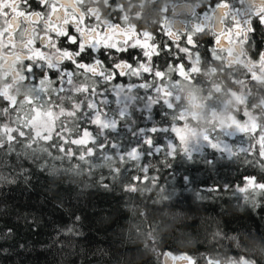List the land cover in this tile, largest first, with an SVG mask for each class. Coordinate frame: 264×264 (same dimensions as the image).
I'll list each match as a JSON object with an SVG mask.
<instances>
[{"label": "snow or ice", "instance_id": "6c2138e0", "mask_svg": "<svg viewBox=\"0 0 264 264\" xmlns=\"http://www.w3.org/2000/svg\"><path fill=\"white\" fill-rule=\"evenodd\" d=\"M146 3L162 13L152 28L143 24ZM245 3L241 0L242 11L233 0L164 5L159 0H0V151L35 153L42 167L66 181L93 176L108 189L120 178L121 190L136 195L151 192L156 181L148 161L162 155L182 153L193 160L203 147L213 150L212 159L204 157L207 164H214L219 152L243 154L264 167V103L257 107V93L264 91L259 87L264 47L254 35L264 27V0L252 11ZM259 41L264 43V33ZM234 46L243 50L238 64ZM181 81L210 86L206 102L213 117L225 92L239 107L198 133L188 127ZM154 103L166 106L175 125L149 121L145 131L140 122L145 116L136 108L144 105L147 111ZM122 132L127 139L120 138ZM165 136L172 143H165ZM237 136L248 138L247 148L235 146ZM104 162L107 170L94 171ZM244 181L240 190L246 197H264V179ZM151 199L162 205L169 196ZM141 216L135 231L152 235L161 221L148 224V213ZM250 238L258 245L253 252L264 251V235L249 234L239 242L247 245ZM220 255L205 257L206 264H222ZM244 259L254 261L250 255ZM173 260L166 257V264ZM176 264L197 260L184 254Z\"/></svg>", "mask_w": 264, "mask_h": 264}, {"label": "trees", "instance_id": "16d2710c", "mask_svg": "<svg viewBox=\"0 0 264 264\" xmlns=\"http://www.w3.org/2000/svg\"><path fill=\"white\" fill-rule=\"evenodd\" d=\"M227 87L237 91L230 84ZM189 90L192 101L182 102L191 117L189 128L211 127V123L194 119L199 113L193 103L201 105L200 113L206 112L210 121L227 119L239 107L236 98L225 92L213 117L206 102L210 86L193 84ZM147 91L143 89L145 94ZM257 94L259 107L264 103V91ZM136 112L145 116L140 121L145 131L149 121L175 125L164 104L147 105V111L138 105ZM135 123L133 119V126ZM120 138L127 139V135L122 132ZM232 139L236 147L247 148V137ZM164 141L172 143L168 136ZM212 151L202 148L193 160L182 153L175 158L150 159L148 167L154 169L156 183L147 195L123 192L120 178L108 189L99 187L93 176L66 181L42 167L35 153L15 148L0 151V264H166L167 255L182 258L184 254L197 264H206L205 257L218 254L223 263L250 255L255 264H264V251L253 252L258 247L254 240L250 238L247 245L239 242L249 234L264 235V197H246L240 190L247 176L264 179V167L243 154L231 157L219 152L215 163L207 164L204 157L212 159ZM107 168L104 162L94 171ZM24 172L30 174L24 176ZM153 194L169 199L154 205ZM143 212L148 213L146 223L161 221L152 235L146 236L143 229L135 231Z\"/></svg>", "mask_w": 264, "mask_h": 264}, {"label": "flooded vegetation", "instance_id": "af4514ba", "mask_svg": "<svg viewBox=\"0 0 264 264\" xmlns=\"http://www.w3.org/2000/svg\"><path fill=\"white\" fill-rule=\"evenodd\" d=\"M200 2H202V4H206L209 2V0H200ZM234 2V6L237 8H241V10L243 11L242 5H241V0H233ZM171 0H159V4L160 5H164V4H170ZM258 3V0H247V3H245L243 5V7H247L249 8V11H252L255 9L256 4ZM146 9H148L144 15L143 18V24L145 27L147 28H152L155 26V23L159 20L160 16L162 15V13L159 10H153L151 8V5L149 4H145ZM148 12L150 15H152V19L148 18ZM148 14V15H147ZM169 18L173 19L174 18V13H169ZM182 18V17H181ZM135 22V21H134ZM188 22V21H185ZM255 23V21H254ZM264 33V27L260 28L254 35L257 38L256 42L258 43V45L260 47H264V43H260L259 38L261 36V34ZM242 52L243 50L239 47V46H234L232 49V56H233V62L238 64L240 61V57L242 56ZM236 71H241V69L237 68ZM205 79H207V74L205 75ZM129 82H131V78L129 79ZM193 84H189L186 82L181 81L180 82V95L182 98V102L186 101V102H191L193 99V92H191L189 90L190 86ZM184 93V94H182ZM184 99V100H183ZM194 104V103H193ZM192 104V105H193ZM198 104V103H197ZM197 113H200L202 110L201 105L198 106L196 105V103L194 104V108H193Z\"/></svg>", "mask_w": 264, "mask_h": 264}, {"label": "rangeland", "instance_id": "374dc122", "mask_svg": "<svg viewBox=\"0 0 264 264\" xmlns=\"http://www.w3.org/2000/svg\"><path fill=\"white\" fill-rule=\"evenodd\" d=\"M196 105H198V106H200V104L198 103H196ZM192 108H194V104L192 105ZM202 111V110H201ZM210 116H208V114H206V112H202V113H199V115L198 116H195L194 117V119L195 120H198V119H200L201 121H200V123L201 124H205V122H207V124H209L210 123ZM212 121V120H211ZM208 128H210V127H206V128H201V127H199V128H190V129H192V130H194V131H196V132H201V131H203V130H205V129H208ZM203 148V147H202ZM201 148V149H202ZM253 197V196H252ZM176 260H182V258H180V257H178V258H176ZM176 260H174V261H176ZM222 264H253L252 262H248L247 260H245L244 258H240V259H238V260H236V259H228L225 263H223L222 262Z\"/></svg>", "mask_w": 264, "mask_h": 264}, {"label": "water", "instance_id": "95a60500", "mask_svg": "<svg viewBox=\"0 0 264 264\" xmlns=\"http://www.w3.org/2000/svg\"><path fill=\"white\" fill-rule=\"evenodd\" d=\"M166 257L170 258L168 255ZM166 257H165V261H166ZM173 264H176V261L173 260Z\"/></svg>", "mask_w": 264, "mask_h": 264}]
</instances>
